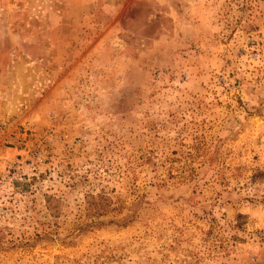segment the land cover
Segmentation results:
<instances>
[{
	"label": "rangeland",
	"instance_id": "1",
	"mask_svg": "<svg viewBox=\"0 0 264 264\" xmlns=\"http://www.w3.org/2000/svg\"><path fill=\"white\" fill-rule=\"evenodd\" d=\"M0 124V264H264V0H0Z\"/></svg>",
	"mask_w": 264,
	"mask_h": 264
},
{
	"label": "trees",
	"instance_id": "2",
	"mask_svg": "<svg viewBox=\"0 0 264 264\" xmlns=\"http://www.w3.org/2000/svg\"><path fill=\"white\" fill-rule=\"evenodd\" d=\"M107 197L104 195H99V206L98 203H95V208H93L92 210V214L94 215H98L101 216L103 214L108 213V211L106 210L107 207ZM127 218H124L122 221H125Z\"/></svg>",
	"mask_w": 264,
	"mask_h": 264
},
{
	"label": "built area",
	"instance_id": "3",
	"mask_svg": "<svg viewBox=\"0 0 264 264\" xmlns=\"http://www.w3.org/2000/svg\"><path fill=\"white\" fill-rule=\"evenodd\" d=\"M3 126H4V125L0 124V135H1V133L3 132V129H4Z\"/></svg>",
	"mask_w": 264,
	"mask_h": 264
}]
</instances>
